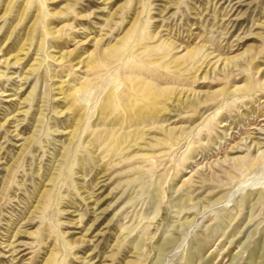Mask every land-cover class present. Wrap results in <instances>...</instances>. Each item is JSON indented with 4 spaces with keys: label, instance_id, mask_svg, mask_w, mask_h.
<instances>
[{
    "label": "rangeland",
    "instance_id": "1",
    "mask_svg": "<svg viewBox=\"0 0 264 264\" xmlns=\"http://www.w3.org/2000/svg\"><path fill=\"white\" fill-rule=\"evenodd\" d=\"M0 264H264V0H0Z\"/></svg>",
    "mask_w": 264,
    "mask_h": 264
},
{
    "label": "bare ground",
    "instance_id": "2",
    "mask_svg": "<svg viewBox=\"0 0 264 264\" xmlns=\"http://www.w3.org/2000/svg\"><path fill=\"white\" fill-rule=\"evenodd\" d=\"M185 50V49H184ZM190 50V49H189ZM238 57V56H237ZM226 60V59H225ZM232 60V59H231ZM233 61V60H232ZM231 62V61H229ZM219 62H217L216 64H218ZM227 62H224V61H221V63L217 66V70L219 71H224V70H227ZM216 66V65H215ZM211 73H214V70H211L210 71ZM225 158V157H224ZM235 158V157H234ZM226 159V158H225ZM218 201V200H215V202ZM220 202V201H219Z\"/></svg>",
    "mask_w": 264,
    "mask_h": 264
}]
</instances>
